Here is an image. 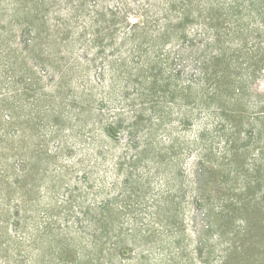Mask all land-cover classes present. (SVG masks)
I'll return each mask as SVG.
<instances>
[{
    "label": "rangeland",
    "instance_id": "374dc122",
    "mask_svg": "<svg viewBox=\"0 0 264 264\" xmlns=\"http://www.w3.org/2000/svg\"><path fill=\"white\" fill-rule=\"evenodd\" d=\"M117 4L0 0V264H264V0L204 4L219 37L198 51L208 74L189 94L202 96L197 120H174L175 146L159 171L152 162L121 212H101L100 202L119 190L103 183L111 160L99 170L81 167L93 134L90 101L99 98L82 90L102 83L100 60L91 67L86 60L96 51L84 47L114 28L108 9ZM194 28L188 40L202 48L208 35ZM181 44L172 46L171 60L188 81L198 55ZM159 139L168 144L162 130ZM91 170L92 188L76 193L91 205L89 219L100 213L99 231L97 219L91 226L76 212L66 219L69 208L61 205L64 182L75 185Z\"/></svg>",
    "mask_w": 264,
    "mask_h": 264
},
{
    "label": "trees",
    "instance_id": "16d2710c",
    "mask_svg": "<svg viewBox=\"0 0 264 264\" xmlns=\"http://www.w3.org/2000/svg\"><path fill=\"white\" fill-rule=\"evenodd\" d=\"M208 1L117 0L118 4L108 9L114 28L105 34L97 32L93 39H89L87 47H84L95 49L96 53L86 55V60L89 61V67L100 60L98 77L102 83L88 84L82 90L86 96L99 93V98L97 103L90 101L93 115L89 126L93 134L87 141L90 148L86 151L87 159L82 160L81 167L90 166L99 170L100 165L111 160L113 163L110 167L106 166L105 171H111L112 176L110 181L103 183L110 192L119 190L113 197L102 200L97 210L105 212L110 206L117 207L119 212L125 209L127 204L122 207L120 203L127 197L132 199L139 195L143 187L140 177L146 171H151L149 167L152 162L159 171L157 165L164 162L165 156L171 153L170 147L175 146L169 130L174 120L179 119L189 126L197 120L200 111L194 112V109L200 107L202 96L198 95L192 100L189 94L192 85L199 83L208 74L204 72V60L198 51L214 48L213 44L219 37L218 20L214 15L204 16L206 9L203 6ZM127 12L135 13L133 20H123L122 14ZM93 17L98 18V15ZM193 25L201 27V32L208 35L209 39L202 44V48L198 39L188 40V33L195 31ZM178 42H182V51L188 47L198 55L195 58L196 71L188 81L184 79L185 68L183 72L173 68L171 48ZM108 47L110 50L107 52ZM182 59H185L184 52ZM175 113L177 117L173 118ZM160 130L167 145H161L163 141L159 139ZM94 170L75 185L64 182L66 192L62 195L61 205L66 204L69 208L63 214L66 219L76 212L81 224L86 222L87 226H91L95 219L98 224L100 213L93 220L89 219L87 208L91 205L80 201V195L76 193L82 187L92 188L90 181ZM58 183L55 182L53 189H56ZM117 199L118 206L114 204ZM45 225L48 227L51 224ZM104 227L98 224L94 231ZM49 233L61 236L57 232ZM67 239L71 238L63 236V240ZM87 240L92 242V237ZM60 260H65L63 254Z\"/></svg>",
    "mask_w": 264,
    "mask_h": 264
}]
</instances>
